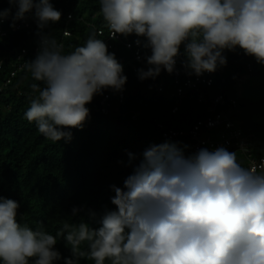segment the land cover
Returning <instances> with one entry per match:
<instances>
[{"label":"clouds","instance_id":"clouds-1","mask_svg":"<svg viewBox=\"0 0 264 264\" xmlns=\"http://www.w3.org/2000/svg\"><path fill=\"white\" fill-rule=\"evenodd\" d=\"M7 3L0 25L11 15L14 28L32 14L38 29V51L25 67L40 83L30 85L34 95L24 118L53 143L70 142L96 95L124 90V66L95 31L64 54L44 31L62 18L51 0ZM100 12L110 39L134 35L144 50L140 81L155 80L162 70L173 74L181 55L185 74L196 77L226 66L225 51L239 49L264 65V0H100ZM187 147L154 144L138 163L127 152L132 173L123 187L110 186L114 209L98 218L89 213L96 227L81 220L64 222L56 235L33 230L18 221L20 204L0 195V264H77L81 258L94 264H264V160L245 166L224 146L186 155ZM79 211L73 207L72 215ZM58 238L70 246L69 257L56 248Z\"/></svg>","mask_w":264,"mask_h":264},{"label":"trees","instance_id":"trees-1","mask_svg":"<svg viewBox=\"0 0 264 264\" xmlns=\"http://www.w3.org/2000/svg\"><path fill=\"white\" fill-rule=\"evenodd\" d=\"M51 2L62 12V18L56 24H49L44 31L63 45L64 54L83 46L93 31H103L99 39L106 37L109 30L100 12V0ZM0 8H9L7 0H0ZM15 11L13 8L12 15ZM11 24L10 15L0 25L5 30L4 34H0V195L20 204L17 219L21 224L52 235H56L64 222L79 223L84 220L96 227L98 225L89 213L95 212L98 218L106 208L114 209L110 202L114 192L110 186L123 187L124 180L133 170L128 164L127 152L136 154L138 159L134 163H138L140 155L151 145L173 142L180 146L189 142L190 138L185 134L169 140L163 138L158 123L178 131L188 130L208 114L210 99L220 88L222 95L236 99L237 107L245 100L237 98L238 83L246 75L260 72L254 57L246 56L239 49L236 52L225 51L228 63L219 68L220 73L214 75V82L209 86L200 85L199 91L187 88L178 98L170 93L193 76L185 74L181 65L183 55L177 58L178 77L162 70L155 80L140 81L137 70L146 68V61L134 60L133 49L124 44L136 37H121V41L113 40L108 47L123 64L124 75L127 76L121 100L118 97L120 92L111 89L96 95L87 105L90 117L83 129H71L73 135L70 142L61 140L53 143L39 133L34 122L29 123L24 118L30 107V97L34 95L30 85L40 83L32 80L25 67L37 53L34 51L39 41L37 24H22L19 29L10 27ZM63 31L68 34L64 35ZM13 69L16 72L10 76ZM105 94L109 96L107 111L101 112V99ZM174 105H177L176 112H172ZM229 108L227 104H220L216 110L226 111ZM234 108L229 118L233 127L237 128L231 119ZM239 130L249 142L248 134ZM210 131L214 129H202L200 133L212 137ZM250 144L255 156L264 154L258 151L255 142ZM230 147L227 148L229 151H237L238 158H243L236 145ZM184 151L186 155L191 153V149ZM73 207L81 209L75 216L72 215ZM56 248L64 257L71 255L70 246L66 247L62 238H58ZM81 248L86 250V243ZM58 264H63V260ZM77 264L94 262L81 258Z\"/></svg>","mask_w":264,"mask_h":264},{"label":"built area","instance_id":"built-area-1","mask_svg":"<svg viewBox=\"0 0 264 264\" xmlns=\"http://www.w3.org/2000/svg\"><path fill=\"white\" fill-rule=\"evenodd\" d=\"M16 10V9H15ZM30 22H35V20L32 17V14L28 15V18L24 20L21 23H16L14 29H19L22 24L25 26H28ZM97 38L99 39V33L103 31L97 30ZM5 30L0 26V34H4ZM67 31H63L64 35H67ZM110 33L108 31L106 37H104L102 40H105L108 47H111L113 40L109 38ZM121 37H118L116 41H121ZM134 40L125 41L124 44L128 48L133 49V59L136 61H142L143 60V51L138 48ZM131 45V46H129ZM39 43L36 45L34 51H38ZM138 56L140 57L138 59ZM177 71L174 72V77H178L179 69L176 68ZM16 72V69H13L10 72V76H12ZM220 69L218 68L215 73H207L205 72L202 76L196 77L193 75L191 78L185 79L181 85H178L174 91L170 93L171 96L180 97L184 90L187 88L194 89L196 91H199L200 85H211L214 81V75L219 74ZM8 81V80H7ZM221 88L219 89V92L216 93L212 98L210 99V104L208 107V114L204 118H201L197 120L188 130L186 131H178L172 128L167 127L166 125L162 123H158L157 126L161 132V136L166 139H174L178 135L185 134L188 135L190 138L189 142L182 143L180 147H183L184 145H187L188 147L186 149H191V153H195L197 150L201 148H208L209 150H212L214 148H217L219 146H224L226 148L230 147L232 144L237 146V150L240 152V155H242V163L245 166H252L253 164L259 165L262 160H264V154L260 155L259 157L255 156L252 153L251 150V144L250 142H247L244 136L241 135V131L235 127H233L232 122L229 118L231 109L235 107L236 105V99L232 96L225 97L221 93ZM122 93L120 92L118 94L119 100H121ZM108 94H105L103 98L101 99V112L107 111V98ZM202 93H199V99H201ZM220 104H227L230 108L226 111H217L216 107ZM177 105H174L172 108V112H176ZM135 118V117H134ZM219 125L222 126V129L215 130ZM206 129H214L216 132V137L214 139L210 137L209 135H201V130ZM246 145L248 147L247 152L240 151L239 148L241 145ZM231 148V147H230ZM185 149V150H186Z\"/></svg>","mask_w":264,"mask_h":264},{"label":"rangeland","instance_id":"rangeland-1","mask_svg":"<svg viewBox=\"0 0 264 264\" xmlns=\"http://www.w3.org/2000/svg\"><path fill=\"white\" fill-rule=\"evenodd\" d=\"M259 69V73L248 74L238 83L237 98L245 100L233 109L231 119L234 126L248 134L249 142H255L258 151L264 153V65L258 64ZM210 135L216 137V132L210 131Z\"/></svg>","mask_w":264,"mask_h":264},{"label":"crops","instance_id":"crops-1","mask_svg":"<svg viewBox=\"0 0 264 264\" xmlns=\"http://www.w3.org/2000/svg\"><path fill=\"white\" fill-rule=\"evenodd\" d=\"M253 139H255V137Z\"/></svg>","mask_w":264,"mask_h":264}]
</instances>
